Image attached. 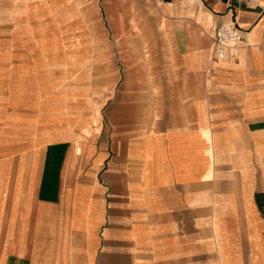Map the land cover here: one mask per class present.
Instances as JSON below:
<instances>
[{
    "label": "crops",
    "instance_id": "crops-1",
    "mask_svg": "<svg viewBox=\"0 0 264 264\" xmlns=\"http://www.w3.org/2000/svg\"><path fill=\"white\" fill-rule=\"evenodd\" d=\"M74 1L0 0V264H264V0H158L181 93L100 118ZM235 21L239 57L214 59Z\"/></svg>",
    "mask_w": 264,
    "mask_h": 264
},
{
    "label": "rangeland",
    "instance_id": "rangeland-1",
    "mask_svg": "<svg viewBox=\"0 0 264 264\" xmlns=\"http://www.w3.org/2000/svg\"><path fill=\"white\" fill-rule=\"evenodd\" d=\"M162 13L158 0H76L67 7L63 31L67 45L72 40L77 48L78 90L99 118L108 97L121 98L127 111L149 116L151 108L154 114L165 110L168 93H181V87L165 85L167 78H182L167 64L171 58L165 51L151 54L152 47L166 46L167 24L157 21ZM94 121L100 127L101 120Z\"/></svg>",
    "mask_w": 264,
    "mask_h": 264
},
{
    "label": "built area",
    "instance_id": "built-area-1",
    "mask_svg": "<svg viewBox=\"0 0 264 264\" xmlns=\"http://www.w3.org/2000/svg\"><path fill=\"white\" fill-rule=\"evenodd\" d=\"M243 33L237 22L218 26L212 37L211 56L218 60H234L239 57Z\"/></svg>",
    "mask_w": 264,
    "mask_h": 264
}]
</instances>
